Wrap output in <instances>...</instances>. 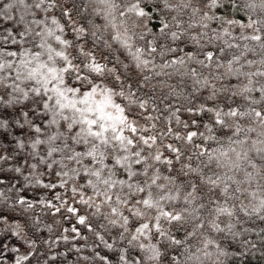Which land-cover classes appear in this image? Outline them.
I'll return each instance as SVG.
<instances>
[{
	"label": "snow or ice",
	"instance_id": "1",
	"mask_svg": "<svg viewBox=\"0 0 264 264\" xmlns=\"http://www.w3.org/2000/svg\"><path fill=\"white\" fill-rule=\"evenodd\" d=\"M0 264H264V0H0Z\"/></svg>",
	"mask_w": 264,
	"mask_h": 264
}]
</instances>
